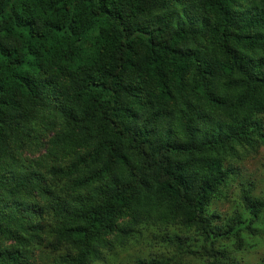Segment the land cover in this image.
<instances>
[{
  "label": "clouds",
  "instance_id": "obj_1",
  "mask_svg": "<svg viewBox=\"0 0 264 264\" xmlns=\"http://www.w3.org/2000/svg\"><path fill=\"white\" fill-rule=\"evenodd\" d=\"M0 264H264V0H0Z\"/></svg>",
  "mask_w": 264,
  "mask_h": 264
}]
</instances>
